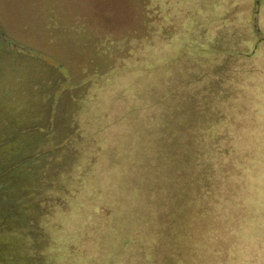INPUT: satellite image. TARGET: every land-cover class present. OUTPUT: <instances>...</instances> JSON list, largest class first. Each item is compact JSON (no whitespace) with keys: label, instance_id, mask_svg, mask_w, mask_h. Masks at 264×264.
I'll list each match as a JSON object with an SVG mask.
<instances>
[{"label":"trees","instance_id":"trees-1","mask_svg":"<svg viewBox=\"0 0 264 264\" xmlns=\"http://www.w3.org/2000/svg\"><path fill=\"white\" fill-rule=\"evenodd\" d=\"M145 1L150 5L160 3ZM45 2L49 10L33 23L36 35L42 32L40 19L61 14L55 7L58 2L69 4L70 9L76 4L79 8L90 3L105 6L110 18L118 16L121 9H125L123 13L131 12L132 7L131 0L119 5L106 0ZM70 9H66L68 15ZM52 22L47 28L56 33L62 47L75 48L84 39L86 45H95L99 53V48L109 42L107 38L91 41L90 36H85L90 29L83 18L71 25ZM60 32H72L73 37H63ZM1 39L15 47L0 32ZM3 48L0 42V56H5ZM15 53L10 59L0 57V88L9 79L8 86L0 89V111L4 110L0 116V183L6 182L0 190V196L5 194L0 197V264H60L51 253L55 256L59 251L61 232H65V242H71L65 249L64 264H183L180 253L175 255L169 243L178 242L182 226L179 222L189 214L192 231L187 233L186 242L192 264H203L206 256L219 264L238 263L243 254L237 251L236 239L247 224L253 225L245 235L264 243L260 216L249 215V199L254 193L249 189L244 192L251 180L246 156L250 150L243 148L237 130L228 128L229 122L214 114L228 103L223 78L214 75L211 79L210 69L201 72L190 67L183 69L185 73L178 71L182 76L179 82L180 77L165 82L156 87L153 99L141 101L139 110L144 114L135 124L129 119L130 126L126 128V136L134 140L132 147L119 151L117 145L122 136L109 135L107 131L128 115L130 118L137 110L136 104L125 116L110 119L106 106L98 102L103 80L99 76L101 68L92 57L94 73L89 80L94 94L73 97V121L65 131H59L60 137L55 140L54 133L46 128L50 122L45 124L44 120L45 127H41V117L34 123L27 118L29 110L37 111L31 99L45 92L50 99L62 82L57 78L43 79V68L35 71V65L31 66L34 60L44 61L40 53L27 52L23 47ZM187 55L195 61L193 53ZM53 67L58 72L61 69L59 65ZM117 67L118 64L113 65L107 75L114 77ZM171 74L174 73L170 72L168 78H172ZM14 79L20 86L18 92L11 84ZM18 95L25 97L26 108L11 105L21 99L16 98ZM18 127L26 130L18 132ZM34 128L41 132H33ZM258 143L262 141L256 137L254 145ZM44 146L50 148L38 155ZM45 164L47 167H42ZM52 164L55 168L46 170ZM45 183L54 186L48 187L47 194L39 195L36 186ZM259 213L264 215V208ZM144 226L151 227L147 231L152 235L150 242L140 230ZM141 239L143 242H138ZM19 242L28 245L21 246ZM153 245L156 250L161 249L158 261L154 260ZM139 248L142 257L137 255ZM260 257V253L255 254L251 263Z\"/></svg>","mask_w":264,"mask_h":264},{"label":"rangeland","instance_id":"rangeland-1","mask_svg":"<svg viewBox=\"0 0 264 264\" xmlns=\"http://www.w3.org/2000/svg\"><path fill=\"white\" fill-rule=\"evenodd\" d=\"M106 1L119 5V2L124 3L126 0ZM159 1L160 3L156 5L153 2L150 5L145 0H131V12L123 13L125 9H121L122 12L114 18H110L105 6L90 3L86 7L79 8L76 4L70 9L69 4L58 2L55 7L61 14L59 13L56 18L48 15V18L40 19L42 32L36 35L33 31V23L39 21L37 18L40 14H46L48 3L45 0H0V32L3 38L15 46H9L1 39L0 42L4 45L2 52L5 56L0 57L9 59L15 57V52L21 47L27 52L40 53L44 61L34 60L31 66L35 65V71H38L40 67L43 68L44 75H40L43 79L57 78L62 82V85L50 95V99H48V92L36 94V97L31 99L32 106L34 109L37 108V111L36 109L28 111V122H37L34 120L41 117L42 124L39 126L45 127V124L50 122L46 128L54 133L53 139L60 137L59 131H65L73 121L70 113L75 112L73 97L75 95L83 97L88 94L91 97L94 94H91L89 80L91 73H94L90 63L92 57L101 68L99 76L103 80L100 83L101 89H98L102 91H100L98 102L106 106L110 119L119 115L125 116L127 110L136 104L137 110L130 118L128 115L121 123L112 125L107 131L109 135L122 136L119 137L117 148L119 151H125L126 147L127 149L132 147L131 141H134L133 138L126 136L128 134L126 128L130 126L129 119L135 124L144 114L139 110L142 106L141 101L153 99L151 96L155 95L156 87H162L165 82H173L174 78L176 81L180 77L178 73L180 70L193 67L205 72L210 69L212 74L210 78L212 79L214 75L216 78H223L222 86H225V90L229 93V96L225 97L228 103H224L222 109H218L214 114L228 121V128L230 126L231 130L236 129L241 135L244 142L243 148L250 150L249 155L247 153L246 156L249 159L248 171L251 180L244 192L248 189L253 191L254 196L249 199V215H259L260 228L264 229V215L259 213L264 208V0ZM68 8L69 15L66 12ZM142 12L148 14V17ZM82 18L85 19L86 28L90 29L89 32L86 30L84 35L90 36L91 41L99 38L109 40L105 47L99 48V53L95 45H86L84 39H80L75 48L62 47L56 33L47 28L53 23L52 21L56 24L71 25L74 20ZM60 35L66 38L73 37L72 32H60ZM75 36L77 37L76 34ZM208 48H210L209 51H207ZM189 53L194 54L195 61L194 57L187 55ZM239 53L243 55H238ZM248 54L252 56H246ZM117 64L118 67L114 71L118 70V72L115 76L107 75L110 72L109 69ZM56 65L61 68L59 72L53 67ZM221 66L223 70L220 69ZM46 72L50 75L46 76ZM170 72L174 73L171 74L172 78H168ZM29 75L30 73L26 81L28 88L30 87ZM8 80L6 78V83L0 88L1 90L8 86ZM12 81L11 84L17 90L15 92H18L20 90L18 81L15 79ZM69 84H75V86L72 87ZM32 88H34L33 85ZM136 90H138L137 93ZM17 97L21 99H17L11 105H16L17 108L20 104L22 108H26L25 97L19 95ZM2 106H4L3 103ZM40 109L41 112H39ZM2 113L4 110L0 111V116ZM12 114L14 112L10 115ZM217 127L219 128L220 125ZM24 128L26 127H18L16 131L20 132L19 130ZM33 132L38 134L41 130L34 128ZM256 137L262 143L254 145ZM48 148L50 147L40 148L37 154H45ZM46 164L42 167H47ZM54 164L46 170L55 168ZM13 178L16 179L15 176ZM51 179H49L50 182ZM129 180L127 178V181ZM4 185L6 182L0 183V190ZM47 185L48 183H45L40 187L38 184L37 193L45 195L48 187L54 186ZM190 218L191 214L182 216L179 222L182 226L179 228L181 235L178 242L169 243L175 255L180 253L183 264L193 263L190 262L192 256L189 254V242H186L187 233L192 231ZM247 225L244 233L241 236L237 235L236 239L237 251L243 254L242 260L238 263L234 261L233 264H239L242 261V264H252L251 260L257 253H260L261 257L255 264H264V243L259 242L257 237L245 235L252 230L253 224ZM149 229L151 230L149 226L140 229L149 237L146 242H150L152 237L147 234ZM59 236L61 237L60 242H57L59 251L55 256L51 253V256L60 264H64L65 249L71 245V242H65V232H61ZM243 236L244 238H241ZM139 237L137 236L138 239ZM138 242L143 241L141 239ZM13 245L15 246V243ZM19 245L28 244L19 242ZM153 247V253H156L154 260L158 261L161 249L156 250V245ZM141 250L142 248H139V252ZM139 252L137 255L142 257V252ZM203 264H219V261H212L206 256L203 258Z\"/></svg>","mask_w":264,"mask_h":264}]
</instances>
